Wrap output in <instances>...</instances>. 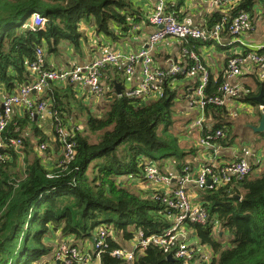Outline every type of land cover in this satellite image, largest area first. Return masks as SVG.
Instances as JSON below:
<instances>
[{"label": "trees", "instance_id": "obj_1", "mask_svg": "<svg viewBox=\"0 0 264 264\" xmlns=\"http://www.w3.org/2000/svg\"><path fill=\"white\" fill-rule=\"evenodd\" d=\"M184 1L176 0L174 6L164 1L165 10L182 21L175 10ZM256 2L233 0L220 38L230 40L227 26L231 17L239 11L251 17ZM35 11L46 22L43 28L32 30L26 20ZM149 15L134 0H0V89L8 95L19 86L31 83L33 76L28 64L34 59L37 48L51 53L61 40L79 45L80 22L93 25V32L119 40L134 31L137 26L134 24L151 25ZM222 15L213 11V20L207 23L206 29ZM179 41L189 52H194L207 69L196 44L204 42ZM249 51L240 53L245 55ZM256 51L264 53V48ZM232 55L233 52L226 57L223 72L216 77L209 75L204 89L206 97L220 95L218 89ZM186 60L188 66L193 63L190 58ZM106 70L110 79L104 86V95L110 97L101 114L91 111L76 95L74 83L69 81H50L41 94L34 96L36 101L47 102L48 111L61 118L67 141L74 145L70 160L65 157L59 135L53 131L59 155L55 163L47 167L43 156L48 138L37 126V112L25 108L20 115L12 114L3 133L6 146L0 160V264H36L43 258L47 259L40 264H57L52 260L53 248L49 243L53 231L60 232L63 240L71 236L72 242L83 245L95 241L96 228L102 225L106 226L103 228L107 234L99 256L100 264H264V168L259 174H249L241 180L234 178L220 186L195 189L200 197L197 202L208 212L209 223L185 224L189 231L188 257L172 256L173 260H168V253L152 244L136 251L132 261L111 255L115 248L137 240L140 231L146 236L158 234L170 225L162 212L164 206L158 200L133 192L130 183L125 184L119 177L133 174L142 181L144 167L157 161H160L156 164L160 170L162 163L169 161L179 172L184 165H193L186 162L185 157L196 149L182 148L173 129L176 89L166 83L162 97L127 98L123 89L118 95L114 88L115 81L122 85L123 69L111 66ZM260 82L259 86L264 87V81ZM197 83L195 81L194 85ZM236 98L258 104L250 92L240 91ZM83 105L87 112L85 121L79 116ZM206 115L211 116V121L203 122L200 135L203 137L220 129L223 135L213 142L231 145L235 136L230 135L227 105H208ZM255 134L257 140H264V133ZM32 137L37 139V151L31 145ZM14 138L21 140L18 147L9 143ZM42 144L45 149H40ZM249 162L251 169H255L254 162L251 159ZM216 226L224 234H215ZM203 246L211 253L207 262Z\"/></svg>", "mask_w": 264, "mask_h": 264}, {"label": "built area", "instance_id": "obj_2", "mask_svg": "<svg viewBox=\"0 0 264 264\" xmlns=\"http://www.w3.org/2000/svg\"><path fill=\"white\" fill-rule=\"evenodd\" d=\"M155 4L149 22L154 30L148 35L145 45L137 51L130 52L126 55L118 51H106L100 56L84 63L74 64L68 68H51L46 65L45 54L42 48H37L34 59L28 64V70L33 76V80L29 84L19 86L13 94H6L0 104V160L3 158L2 149L6 146L3 133L11 119L13 110L17 106L23 109H33L34 112H49L47 102L36 101L32 96L34 93L41 94L48 82L53 81L62 83L69 81L76 85L87 87L92 94L97 97L104 95L105 88L101 82L102 72L111 66H117L123 69L124 74L130 76L134 72L135 64L140 63V80L132 87L123 89L124 95L131 99L151 100L163 96V86L167 83L169 86L175 77H187L188 80L194 79L198 81L196 85L190 89L186 102L192 112H196L195 116L188 120L184 128L189 133L194 131L200 132L202 124L206 121V107L208 105L222 106L226 105V99H235L238 97L240 90L231 85L228 81L241 74V64L245 61L251 67V72L255 73L258 79L264 81V53L250 50L245 55L240 52H234V41L239 42V36L251 27V18L245 11H239L231 17L227 31L231 35L228 41L229 50L233 52L230 57L227 69L224 71L223 81L218 91L220 95L206 97L204 89L209 80V72L200 64L197 55L189 50H184L192 59L193 63L187 64H171L168 68H159L154 66L152 58V49L161 41L168 37L176 39H192L200 42L216 41L220 42V33L224 24L229 19L226 14L233 0H210V7L214 11L223 14L221 18L215 21L210 29H203L184 21H179L171 12L165 10L164 0H154ZM30 20L26 23L32 30L43 28L46 19L37 11L32 12ZM261 108V107H260ZM262 109V108H261ZM33 112V113H34ZM31 113V115H33ZM53 131L56 132L60 140L64 144V154L66 159L73 158L74 145L67 141V133L62 126L61 118L52 115L49 112ZM223 133L220 129L214 133L201 136L199 133V143L203 146L214 148L218 146L213 142ZM9 143L18 147L21 144L19 138L10 139ZM42 144L40 149H45ZM249 151L245 152V156L227 161L220 162L218 160H208L201 165L186 164L175 175H166L161 172L156 164L147 163L143 171V180L141 184L152 185L153 189L150 198L158 200L163 206V214L169 219L170 225L161 233L144 235L142 231L138 233L137 240L130 244V247L124 246L115 248L111 255L132 261L136 251H142L148 245H158L163 250L171 254L174 258H186L190 255L189 249V231L186 223L205 225L209 223V215L202 205L197 202L200 197L193 196L191 189H204L228 183L232 179L241 180L251 174L253 170L247 159ZM146 161V159H143ZM123 176V175H122ZM125 182L130 183L131 179H135L133 174L124 175ZM120 179L121 176L119 177ZM193 188H191V187ZM194 194V193H193ZM103 227L96 228L95 241L87 242L83 245L75 244L63 240L53 252V262L57 264H95L99 259L102 246H105L104 239L107 230ZM213 232L217 235L224 234L222 230L216 226ZM209 250H203V257L207 262L210 254ZM52 262V263H53Z\"/></svg>", "mask_w": 264, "mask_h": 264}, {"label": "crops", "instance_id": "obj_3", "mask_svg": "<svg viewBox=\"0 0 264 264\" xmlns=\"http://www.w3.org/2000/svg\"><path fill=\"white\" fill-rule=\"evenodd\" d=\"M168 2L172 6L175 5L176 0H164ZM139 6L142 7L143 11L147 14L151 15L155 1L154 0H134ZM179 17H181L182 21L192 24L193 26H197L205 29L207 23L212 21V14L214 9L210 7V0H185L184 4L181 5L177 10H175ZM149 15V16H150ZM251 18V27L246 30L243 34L239 36V42L234 41L233 47L234 52H243L245 50H259L264 48V0H257V2L253 6V12ZM137 25L133 28L134 31L129 33L130 35L127 38L112 40L107 35L102 33L93 32L94 26L90 23L85 24L84 22L79 23V31L82 33V37L79 39V45H72L68 40H61L56 49L51 53H46L44 48V54L46 59V65L51 68L61 69L68 68L74 64H80L84 62H88L106 51H118L124 55L137 51L142 48L145 43V39L147 35L152 31L153 27L151 25H146L141 23L134 24ZM116 26H114V31L116 32ZM224 37V36H223ZM221 37L220 42H212L208 41V43H203L199 45L197 44V51L199 55L203 57L204 65L206 66V70L209 72V75L212 73L215 77L219 75V73L223 72L224 65L226 64L225 59L230 55L232 51L229 50L230 45H228V41L226 38ZM184 50H188L187 47H183L179 39L174 37H168L158 43L152 49V57L154 66L159 68H168L171 64H187L186 58H188L187 54ZM241 74L230 78L228 81L232 86L237 87L240 91H245V93H251V98L253 100L259 92L262 85L260 81L254 77L257 76L255 73L251 72V67L245 61L241 64ZM110 73H113L110 70ZM123 73V72H122ZM108 70H104L102 72L101 82L103 86L106 87V82L109 78ZM224 77V75H223ZM141 78L140 72V63L136 62L134 72L130 76L123 73L122 89H126L135 85ZM258 78V77H257ZM226 77H224V80ZM194 79L188 80L187 77H175L170 82L169 86L171 89L177 90V98L175 99L173 104V120L174 123L178 125V128L183 129L182 131H175L177 136L179 137V144L181 145V141L184 140L186 142H191L192 147L196 149V151H192V153L187 154L185 157L186 162L190 161L192 164L201 165L202 163L208 160H218L220 162L231 161L240 157L245 156V152L249 151L247 159L259 160L260 157L264 156V140H257L256 134L251 135V137L242 138L241 142L235 143L231 145H218L214 148H210L208 146H203L199 143V133L194 131L189 133L188 129L184 128L185 123L194 117L196 112H192L191 109L188 108L186 98L190 89L194 86ZM61 85V84H60ZM74 90L77 92V96L81 97L83 101L88 104L91 109H94L95 113H102L105 109L106 101L110 96H101L97 97L90 92V90L85 86H78L74 84ZM245 89V90H244ZM35 94V95H34ZM32 96H36L37 93H34ZM6 94L0 89V104L3 97ZM105 97L107 99H105ZM264 102V87H263V96ZM256 101V100H255ZM104 102V108L101 109V103ZM109 101H107L108 103ZM257 102V101H256ZM257 105L251 104L247 101H240L239 99H226L227 109L230 110L231 113L237 112L234 110L236 107L240 105H246L250 107H256L261 112V105L257 102ZM96 104V105H95ZM93 106V107H92ZM264 108V104L263 107ZM21 111H24L22 106H17L13 110V115H20ZM264 112V111H263ZM37 126L43 130V133L46 135L47 139V151L43 156V160L45 158V165L47 167H51L55 160L59 155V146L54 144V132H53V123L52 118L49 112H40L36 116ZM250 118V125H256L260 119V117L255 119ZM205 119L211 121V116H205ZM185 129V131H184ZM37 139L32 137L31 142L32 146L35 147ZM37 147V146H36ZM35 147L36 151L37 148ZM189 148V149H190ZM157 163V162H156ZM255 163V162H254ZM160 164V161L159 163ZM161 166V172L170 171L171 174H178V172L174 169V167L168 162H163ZM133 183V184H132ZM132 184V185H131ZM142 185L138 179L130 180V187H135L139 191L136 193H143V189L139 186ZM191 187V186H190ZM193 188V187H191ZM194 191L191 194L193 196L198 197L196 195L195 189H191ZM130 247V244H127ZM95 264H100V260H97Z\"/></svg>", "mask_w": 264, "mask_h": 264}, {"label": "rangeland", "instance_id": "obj_4", "mask_svg": "<svg viewBox=\"0 0 264 264\" xmlns=\"http://www.w3.org/2000/svg\"><path fill=\"white\" fill-rule=\"evenodd\" d=\"M30 18L27 19L26 22L29 21ZM105 99H107V98L105 97ZM107 101H109V99H107ZM107 101H106V105H108V103H109V102L107 103ZM104 106H105L104 102L101 103V109H103ZM84 107L85 106L83 105V109H82L81 113L79 114L81 120H83V121H85L86 117H87V112L84 109ZM234 110H237V112H235L234 114H231V112L229 110L230 121H231V133H230V135H234L235 136V143H239V142H241L242 138H244V137H249L250 138L251 135L255 134V132L252 130V128L249 127V125H250L249 122H251V124H252L253 122L250 121V118H254L253 117V115H254L255 119H256V118L260 117V114L258 116V110L256 109V107H250V106H246V105H240V106L236 107ZM91 111L94 114H97V113L94 112L93 108L91 109ZM262 111H264V108H262ZM259 113H260V109H259ZM99 114H101V113H99ZM173 129H175V131H177V132L183 130V129H180V127L178 128V125L176 124V122L173 125ZM184 131H185V129H184ZM180 146L182 148H184V149H189L190 147H192V144H191V142H186V141L182 140ZM253 162H255L254 164L256 165V168L253 169V172L251 174L257 175L264 168V156L263 157L261 156L259 160L258 159L255 160V161L253 160ZM158 163H159V161H157L156 164H158ZM163 173H165L166 175H174V174H171L170 171H168V172L165 171ZM121 178H122L121 180H125L126 179L124 175L121 176ZM125 184H129V183L125 182ZM139 187L141 189H143L142 195L145 198L150 197L151 191L153 189L152 185H143L142 184ZM130 189L133 192H135V193L139 191L135 187H133V188L130 187ZM72 239H73V237L69 236V237H67V239L65 241L72 242ZM62 241H63V237H61L60 232L53 231L52 234H51V238L49 239V243L51 244V246L53 248L52 252H54V250L58 247V244L60 242H62ZM203 247H204V250H206V247L205 246H203ZM207 253L211 255V253L209 251H207ZM45 259H47V258L40 259L36 264H40V263L44 262Z\"/></svg>", "mask_w": 264, "mask_h": 264}, {"label": "water", "instance_id": "obj_5", "mask_svg": "<svg viewBox=\"0 0 264 264\" xmlns=\"http://www.w3.org/2000/svg\"><path fill=\"white\" fill-rule=\"evenodd\" d=\"M114 88H115L116 93L119 95L121 93V90H122L121 84L115 81L114 82ZM262 96H263V87L260 88L259 94L256 97H254V99L257 102H259V104L261 105V108L263 107V104H264ZM249 127H251L255 133H264V112L262 110L260 112V119H259L258 123L256 125H249ZM233 196L236 198H239L238 195H233ZM167 259L173 260L172 255L168 254Z\"/></svg>", "mask_w": 264, "mask_h": 264}]
</instances>
